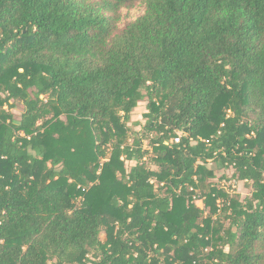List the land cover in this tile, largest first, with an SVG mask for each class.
Here are the masks:
<instances>
[{"label": "trees", "instance_id": "obj_1", "mask_svg": "<svg viewBox=\"0 0 264 264\" xmlns=\"http://www.w3.org/2000/svg\"><path fill=\"white\" fill-rule=\"evenodd\" d=\"M0 264H264V0H0Z\"/></svg>", "mask_w": 264, "mask_h": 264}, {"label": "rangeland", "instance_id": "obj_2", "mask_svg": "<svg viewBox=\"0 0 264 264\" xmlns=\"http://www.w3.org/2000/svg\"><path fill=\"white\" fill-rule=\"evenodd\" d=\"M122 20H121V28L125 27L126 24L131 23L141 17L144 14V8L142 6H138L131 11L128 10H122ZM16 118L19 120L22 113H23V107L19 104L18 108L14 111ZM146 113V103H141L139 105V108L135 110L133 114V121L134 122H145L143 115ZM142 127H136L134 129V132L139 133V137L142 136L143 131ZM134 133L130 132V139L129 144L133 142ZM156 134L152 133L149 136L148 140H145L143 145L146 149H151V140L154 139ZM211 166V165H210ZM149 167L152 170H156L157 168L153 163L149 164ZM215 168V166H212ZM217 179L214 180V183H218L223 187L225 190L229 191L231 195L234 197V199L239 200L240 202H243L246 198L251 197L252 195V188L251 184L246 185L244 182H237L235 179H232L231 176L233 174L232 170L228 169H220L217 166ZM222 176H226V178H229V180L222 181ZM221 182V183H220ZM198 206L200 207V202H198ZM101 240L104 242L106 240V236L103 233L101 235Z\"/></svg>", "mask_w": 264, "mask_h": 264}, {"label": "built area", "instance_id": "obj_3", "mask_svg": "<svg viewBox=\"0 0 264 264\" xmlns=\"http://www.w3.org/2000/svg\"><path fill=\"white\" fill-rule=\"evenodd\" d=\"M181 142V137L177 136L176 138L171 140V143L179 144ZM207 144H209V141H206ZM200 207H203V203L200 201Z\"/></svg>", "mask_w": 264, "mask_h": 264}]
</instances>
